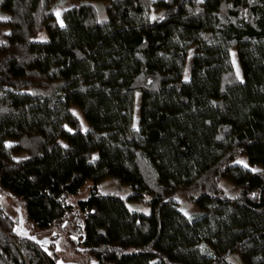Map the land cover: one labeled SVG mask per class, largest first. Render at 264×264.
<instances>
[{
	"label": "trees",
	"instance_id": "obj_1",
	"mask_svg": "<svg viewBox=\"0 0 264 264\" xmlns=\"http://www.w3.org/2000/svg\"><path fill=\"white\" fill-rule=\"evenodd\" d=\"M1 193L0 264H264V0H0Z\"/></svg>",
	"mask_w": 264,
	"mask_h": 264
},
{
	"label": "rangeland",
	"instance_id": "obj_2",
	"mask_svg": "<svg viewBox=\"0 0 264 264\" xmlns=\"http://www.w3.org/2000/svg\"><path fill=\"white\" fill-rule=\"evenodd\" d=\"M74 5H76V3L73 1L64 2L56 12L57 18L60 20L61 12L64 9H67L71 6L73 7ZM103 5L108 6L107 3H103ZM102 8H104V6H102ZM100 15L103 16V14H101V13H100ZM33 40L35 42H38V43L47 42L48 36L45 32H42ZM191 59H192V52L190 53L189 59H188L187 64H186V71L184 74V80L185 81H188L190 79ZM232 59H233V65H234V69H235L236 74L240 78H242V71L240 69V65H239V62H238L237 57H236V51H234V50L232 51ZM139 105H140V94H136L134 111H133V128L136 130L139 127ZM243 165L245 166V163H243ZM90 187H91V183H88L84 187V190L79 195L70 199V203L76 204L79 200L85 199L87 196V193H88V188H90ZM102 190L105 192H109V193L119 194L124 198H126L128 195H130V192L127 189L121 188L117 183H115L112 180L105 181L102 184ZM0 201H1V204L3 205L5 211L7 213H9L10 216H12L15 219V221L17 223V229L19 230L20 234H22L24 236L35 235L38 238L44 237V235L42 233L36 234V232L32 229V226L26 221L24 209H23L22 203L20 201H18L17 199H13L11 196H9L6 193H1ZM180 203L182 204V200H180ZM129 205H130V208L131 207L133 208V205L131 204V202H129ZM134 208L137 209V207H135V206H134ZM142 208H143V206H142ZM182 210H183V213L185 214V216L189 219L195 217L197 214V210H195L194 208H192L190 206L184 207V209H182ZM170 230H173V229L170 228ZM215 230H216V226L214 225V223L210 219H204V220L194 224L191 228H187V230H185V228H184L183 230H176L175 232L177 234H179L180 236H182L185 240L189 241V243L192 245L210 246L214 242V239H215ZM59 232H60V229H56V233L53 231V233H55V235H59V238H61V239H57V237H56L55 239L58 241L59 246L64 250V247L62 246V244L63 243L66 244V240H65L66 236H64V234L62 236L61 233H59ZM50 233H52V232H50ZM53 233L51 235H53ZM53 238H54V236H53ZM60 247H59V249H60ZM65 250L67 251L66 246H65ZM68 252L67 253L62 252L61 254H59V257L61 259H63V261H60V264H83L82 261L74 262V260H76V259L72 258V257H71L72 261H70L71 260L70 259L71 251H68ZM230 261L233 264H253V260L250 259L245 254H236L231 258Z\"/></svg>",
	"mask_w": 264,
	"mask_h": 264
},
{
	"label": "snow or ice",
	"instance_id": "obj_3",
	"mask_svg": "<svg viewBox=\"0 0 264 264\" xmlns=\"http://www.w3.org/2000/svg\"><path fill=\"white\" fill-rule=\"evenodd\" d=\"M238 163H241L240 161H238ZM245 167H247V165L245 164Z\"/></svg>",
	"mask_w": 264,
	"mask_h": 264
}]
</instances>
